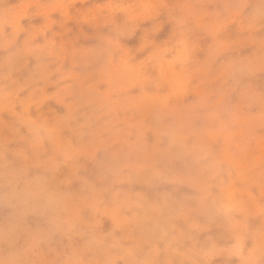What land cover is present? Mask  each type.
<instances>
[{"label": "rangeland", "instance_id": "obj_1", "mask_svg": "<svg viewBox=\"0 0 264 264\" xmlns=\"http://www.w3.org/2000/svg\"><path fill=\"white\" fill-rule=\"evenodd\" d=\"M0 264H264V0H0Z\"/></svg>", "mask_w": 264, "mask_h": 264}]
</instances>
